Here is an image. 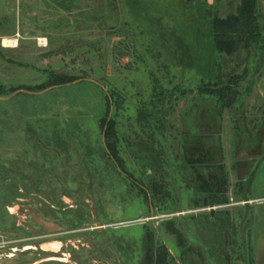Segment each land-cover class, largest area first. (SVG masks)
I'll list each match as a JSON object with an SVG mask.
<instances>
[{
	"label": "rangeland",
	"instance_id": "obj_1",
	"mask_svg": "<svg viewBox=\"0 0 264 264\" xmlns=\"http://www.w3.org/2000/svg\"><path fill=\"white\" fill-rule=\"evenodd\" d=\"M254 2L0 0V264H253Z\"/></svg>",
	"mask_w": 264,
	"mask_h": 264
},
{
	"label": "crops",
	"instance_id": "obj_2",
	"mask_svg": "<svg viewBox=\"0 0 264 264\" xmlns=\"http://www.w3.org/2000/svg\"><path fill=\"white\" fill-rule=\"evenodd\" d=\"M257 179L251 186L253 199L249 201L252 222L249 241L253 264H264V166L258 167Z\"/></svg>",
	"mask_w": 264,
	"mask_h": 264
},
{
	"label": "trees",
	"instance_id": "obj_3",
	"mask_svg": "<svg viewBox=\"0 0 264 264\" xmlns=\"http://www.w3.org/2000/svg\"><path fill=\"white\" fill-rule=\"evenodd\" d=\"M233 20L237 21L241 28V31L248 34L252 31L256 30V16H255V2L254 0H239V4L236 10V17L232 18ZM221 49H229L231 48V44L227 45L226 47H220L219 43L216 42V48ZM105 120H102V124H104ZM105 136L108 134V130L104 132ZM110 153L113 157L119 162L118 158L114 154L112 147L109 145Z\"/></svg>",
	"mask_w": 264,
	"mask_h": 264
},
{
	"label": "water",
	"instance_id": "obj_4",
	"mask_svg": "<svg viewBox=\"0 0 264 264\" xmlns=\"http://www.w3.org/2000/svg\"><path fill=\"white\" fill-rule=\"evenodd\" d=\"M242 202L244 204L243 218H245L246 215H247L248 207H249V205H248V199H247V197L245 195V192H243V195H242Z\"/></svg>",
	"mask_w": 264,
	"mask_h": 264
},
{
	"label": "bare ground",
	"instance_id": "obj_5",
	"mask_svg": "<svg viewBox=\"0 0 264 264\" xmlns=\"http://www.w3.org/2000/svg\"><path fill=\"white\" fill-rule=\"evenodd\" d=\"M3 42H5L7 44V46H15L16 39H13V38L4 39ZM8 43H9V45H8Z\"/></svg>",
	"mask_w": 264,
	"mask_h": 264
}]
</instances>
